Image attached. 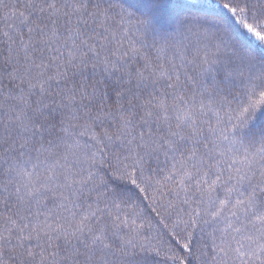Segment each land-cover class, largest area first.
<instances>
[{"label":"snow or ice","instance_id":"snow-or-ice-1","mask_svg":"<svg viewBox=\"0 0 264 264\" xmlns=\"http://www.w3.org/2000/svg\"><path fill=\"white\" fill-rule=\"evenodd\" d=\"M214 3L0 0V264H264V0Z\"/></svg>","mask_w":264,"mask_h":264},{"label":"trees","instance_id":"trees-1","mask_svg":"<svg viewBox=\"0 0 264 264\" xmlns=\"http://www.w3.org/2000/svg\"><path fill=\"white\" fill-rule=\"evenodd\" d=\"M176 3L182 4L184 3V0H176ZM200 3L202 4V7L200 9V13L202 15H207L209 18L220 20L222 23L226 24L230 28V30H235L237 34H241L239 26L235 24L230 14L222 8H218L215 5L214 0H200ZM190 39L192 44L194 45L197 44L198 40L200 44L210 43V39L205 40L204 37L197 38L196 36H191Z\"/></svg>","mask_w":264,"mask_h":264}]
</instances>
